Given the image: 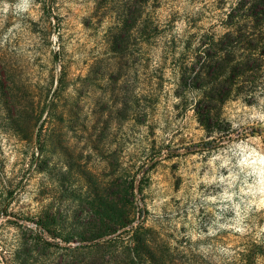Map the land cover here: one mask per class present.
<instances>
[{"label": "rangeland", "instance_id": "1", "mask_svg": "<svg viewBox=\"0 0 264 264\" xmlns=\"http://www.w3.org/2000/svg\"><path fill=\"white\" fill-rule=\"evenodd\" d=\"M244 1L0 0V264H264Z\"/></svg>", "mask_w": 264, "mask_h": 264}, {"label": "trees", "instance_id": "2", "mask_svg": "<svg viewBox=\"0 0 264 264\" xmlns=\"http://www.w3.org/2000/svg\"><path fill=\"white\" fill-rule=\"evenodd\" d=\"M251 19L255 22H264V0H248L247 3L244 1L238 4L228 13L225 24L237 25L241 20L248 22Z\"/></svg>", "mask_w": 264, "mask_h": 264}]
</instances>
